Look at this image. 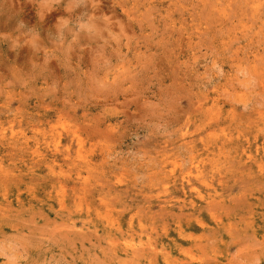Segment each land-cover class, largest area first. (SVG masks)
I'll use <instances>...</instances> for the list:
<instances>
[{"label":"clouds","instance_id":"1","mask_svg":"<svg viewBox=\"0 0 264 264\" xmlns=\"http://www.w3.org/2000/svg\"><path fill=\"white\" fill-rule=\"evenodd\" d=\"M233 7L248 23L264 26V0H242ZM212 8L180 0H0V54L6 51L10 60L7 75L0 72V108L11 117L7 123L24 119L23 106L32 98L58 103L66 117L82 113L81 123L104 139L96 145L100 163L79 171L89 177L101 205L121 204L122 212L144 222L137 228L129 224L128 236L137 247L119 259L113 244L124 234L98 236L76 204L50 217L23 202L15 207L0 202V264H264V152L251 164L243 152L204 155L221 137V147L229 138L264 141V88L246 58L205 38L212 33L201 36L194 53L182 54L183 33L172 23L181 15L182 27L207 22L219 38L217 29L225 22L214 13L208 18ZM54 12L62 14L48 34L49 46L41 45L34 27L22 30ZM25 48L43 53L42 62L31 60L27 71L19 62ZM53 62L56 75H51ZM209 95L234 110L227 135L222 129L218 136L204 131L216 111L204 103ZM129 117L135 125L131 132L123 127ZM126 134L134 149L107 143L108 137ZM198 161L210 167L202 172ZM171 162L183 173L195 171L198 182L215 185L202 207L176 204L168 195L165 163ZM132 191L145 196L134 210L123 200ZM153 199L161 201V211H151ZM202 213L206 224L197 218Z\"/></svg>","mask_w":264,"mask_h":264},{"label":"rangeland","instance_id":"2","mask_svg":"<svg viewBox=\"0 0 264 264\" xmlns=\"http://www.w3.org/2000/svg\"><path fill=\"white\" fill-rule=\"evenodd\" d=\"M180 2L211 4L213 8L208 18H213L212 13H214L225 22L217 29L219 31V38H217L216 32L207 22L194 25L190 23L189 26L182 27L183 16H180L179 21L174 16L172 23L183 33L178 40L181 53H194L201 36L205 33H212L205 38L210 39L215 45L231 48L237 58H246L251 70L259 77L261 87L264 88V26H261L259 22L248 23L242 10L237 13L233 5L240 4L242 0H180ZM59 7H63V4ZM185 10L187 8L182 9V11ZM202 12L203 10L198 15ZM59 14L62 13L54 12L43 21L35 18V23H26L22 30L27 31L29 27H34L40 34L41 45L49 46L48 34L54 33L52 26ZM233 17L236 18L233 19ZM24 18L22 13L20 19ZM189 20L191 21V16ZM7 57L6 51L0 54V61H2L0 72L5 76L7 65L10 63ZM33 59L38 63L42 62L43 53L31 48L20 50L19 62L26 71L30 69ZM50 68L51 75H56L58 70L54 62ZM204 103L210 108L214 104L216 109L204 131L218 136L219 130L222 129L227 135L228 125L235 115L234 110L229 109V106L215 95H209ZM23 107L25 118L12 122L10 126L7 122L11 117L7 110L0 108V202L7 201L13 207L17 206L18 201L23 202L26 207L31 205L35 210L50 217L57 210L71 211L76 204L80 218L85 219L87 223L94 224L98 236L119 237L120 233L124 234L122 238L114 241L113 247L119 259H127L128 251L125 250L137 247V240L128 236L129 224L137 228V225L144 223L143 220H137L131 216L130 212H122L120 208L123 205L121 204L115 205L114 209L108 206L107 202L101 205L97 190L90 187L89 177L86 173L79 171L81 167L100 163L102 155L99 148L96 149V145L97 141L104 139L101 133L93 127L84 126L81 123L82 113L80 112L75 115L70 114L68 117L59 114L61 106L58 103L32 98ZM123 127L129 132L135 128V125L131 123V117L125 121ZM222 141L221 137L217 146H209L204 155L213 153L218 156L223 152L226 158L233 152H243L246 153L245 159L251 164L264 152V146H262L264 141L259 137L254 141L229 138L227 143H223L221 147ZM112 142L119 143L124 151L135 148L127 134L108 137L107 143ZM99 143L104 144V141ZM200 147L201 145L198 144L197 148ZM168 156L171 161V153ZM177 163H165L171 176L167 185L168 195L176 204L190 201L195 208L202 207L207 198L206 194H209L215 185H209L207 181L198 182L194 178L195 171L191 174L183 173ZM196 167L203 172L210 165L202 166L198 161ZM117 191L123 193L122 189H117ZM123 200L134 210L145 203V196L137 195L135 191H132L123 196ZM151 205L152 212L161 211V201L153 199ZM172 206L169 204V207ZM172 210L178 211V208ZM197 218L204 224L208 222V218L203 213ZM220 223H224L223 219ZM194 226V222L187 225L188 228ZM181 227L184 228L185 225L182 224ZM170 237L175 239V233H170ZM161 241L170 244V240L163 237ZM93 242L99 244L100 247L104 246L103 240ZM87 246L86 242L85 247Z\"/></svg>","mask_w":264,"mask_h":264}]
</instances>
